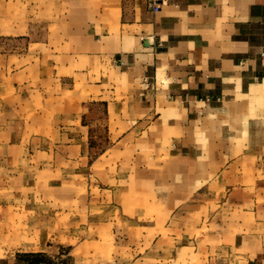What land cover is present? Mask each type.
<instances>
[{
    "label": "crops",
    "instance_id": "1",
    "mask_svg": "<svg viewBox=\"0 0 264 264\" xmlns=\"http://www.w3.org/2000/svg\"><path fill=\"white\" fill-rule=\"evenodd\" d=\"M10 4L0 264H264V0Z\"/></svg>",
    "mask_w": 264,
    "mask_h": 264
},
{
    "label": "rangeland",
    "instance_id": "2",
    "mask_svg": "<svg viewBox=\"0 0 264 264\" xmlns=\"http://www.w3.org/2000/svg\"><path fill=\"white\" fill-rule=\"evenodd\" d=\"M10 3H11V0H0V22H3V24H6L7 21L10 22L12 19H16V20L18 19L19 21H24V23H25L27 21V18H32V16H34L36 23L39 22V21H42V14H43L42 11H37L36 10L34 12L33 11H29L28 12L26 10H21V9L18 10V11H11V4ZM5 6H8L7 10L2 9ZM36 23H35V26L33 28H31V30H32L31 35H35V36L42 35L43 28H42V26H38ZM5 30H7L8 33L7 32L5 33ZM0 32H3V33H0V34H4V35L5 34H9V28L8 27H2V28H0ZM17 39L18 40L14 41V42L8 41V42H5L3 44H0L1 45L0 46V50L2 49L3 52L10 51L11 45L17 47V49L19 51L26 50L27 48H26V41L24 39V36H22V34H20L17 37ZM18 142H19L18 143L19 144L18 148H19V151H20L19 157H21V158L23 157L22 161L24 160V162H25V158H26L25 150H24V155H21V152H22L21 150L23 149L24 146H27L28 140L24 138V139H19ZM3 143H5V140H3ZM35 145H36V143H35ZM2 149H3V151L5 150V148H2ZM2 161H3V163H8V162L11 161V157L9 155H7V156L4 155ZM35 161L38 162L37 156H36ZM22 167H24V165H22ZM24 172H26V171H24ZM38 172L39 171L36 170L35 174L37 175ZM7 190H8V192L4 188V190L2 192V195H3L4 199L5 198H9L8 193L11 191V189H7ZM40 190H41V188L36 187L35 188V191H36L35 194H40ZM27 193H28V188L26 186L20 185L19 186V195H23L24 196ZM0 196H1V191H0ZM4 199H3V201H4ZM6 203L7 202H5V201L3 203V212H5L9 208V206H7L9 204V202L7 204ZM17 206H19V211L21 212V214H19V220H18L17 224L15 223V226L16 227L18 226V230H19V228L21 229V227H26V224H25L26 220L25 221L23 220V216H24L23 212L26 211V209H25L26 204L23 203V202H20V203H18ZM4 221H6L4 223H7V222H8V224L11 223L10 220H4ZM11 237H13V236L10 235V234L6 235V236L4 235L2 242L4 244H12V243H14V241L9 240ZM14 237H16V236H14ZM21 237H24V236L19 235V238H21Z\"/></svg>",
    "mask_w": 264,
    "mask_h": 264
}]
</instances>
